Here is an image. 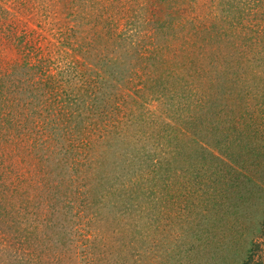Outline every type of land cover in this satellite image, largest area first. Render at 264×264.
<instances>
[{
    "label": "rangeland",
    "instance_id": "rangeland-1",
    "mask_svg": "<svg viewBox=\"0 0 264 264\" xmlns=\"http://www.w3.org/2000/svg\"><path fill=\"white\" fill-rule=\"evenodd\" d=\"M0 264H264V0H0Z\"/></svg>",
    "mask_w": 264,
    "mask_h": 264
},
{
    "label": "trees",
    "instance_id": "trees-1",
    "mask_svg": "<svg viewBox=\"0 0 264 264\" xmlns=\"http://www.w3.org/2000/svg\"><path fill=\"white\" fill-rule=\"evenodd\" d=\"M221 108H224V106H223V107H221Z\"/></svg>",
    "mask_w": 264,
    "mask_h": 264
}]
</instances>
